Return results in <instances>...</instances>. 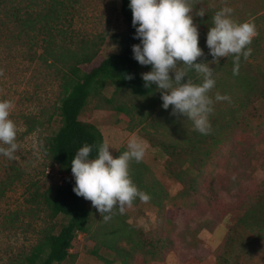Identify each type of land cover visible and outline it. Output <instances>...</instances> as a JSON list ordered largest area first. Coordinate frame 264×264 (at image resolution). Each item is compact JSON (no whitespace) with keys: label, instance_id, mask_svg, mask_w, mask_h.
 <instances>
[{"label":"rangeland","instance_id":"obj_1","mask_svg":"<svg viewBox=\"0 0 264 264\" xmlns=\"http://www.w3.org/2000/svg\"><path fill=\"white\" fill-rule=\"evenodd\" d=\"M55 1L61 10L59 21L53 24L55 42L76 53L96 46L95 58L81 66L83 71L89 72L103 59L120 51L119 36L126 31L119 12L120 0ZM191 3L193 22L199 31V47L204 52L196 63H209L216 80L209 93L214 101V112L209 117L213 129L229 119L227 112L236 92L231 90L232 80L222 65L223 58L217 64L211 63L213 57L206 43L210 29L201 25L199 20L203 18L197 13L203 9L205 16L212 18L227 6L233 9L235 21L255 23L259 33L255 38L258 45L252 49L255 51L249 61L252 70L264 72V0H191ZM52 4L54 0H10L0 5V71L3 72L0 75V100H10L15 105L10 119L18 127L19 144L13 159L0 154V180L13 168L23 173L22 179L0 200V264H7L11 255L28 254L38 231L47 223L46 206L28 203L30 190L27 185L37 182L42 192L62 180L55 166L46 167L48 162L40 151L42 136L59 126L56 111L59 81L54 64L45 61L46 35L40 27L43 22H35L33 29H28L17 19L18 16L24 19L30 13L33 17L45 14ZM151 70L143 69L141 74ZM170 75L174 79L175 74ZM187 78L196 84L202 83V77L194 69L188 71L183 82L186 83ZM217 93L227 95L230 101H215ZM161 96L156 84H152V92L146 96L107 84L101 96L90 98L82 110L79 121L91 123L99 129L112 155L121 148L128 150V141L133 137L144 142L146 153L142 162L167 191L168 198L163 200L159 209L141 200L126 207L123 214L116 207L107 221L91 201L85 199L90 210L89 230L76 236L70 257L61 264H121L115 247L128 248L129 243L122 236L138 232L167 236L171 244L159 259L151 260L137 252L129 259V264H264V230L239 226L229 230L236 222L230 211L257 190L264 179L260 162L253 161L248 169L243 170L237 167L238 159L225 154L216 156L206 166L201 184L207 183L208 186L213 179L211 185L216 189L218 201L208 205L203 199L197 202L179 199L176 195L180 186L165 174L164 158L157 153L152 141L187 142L198 131L187 117L172 115L174 106L165 110ZM117 106L125 110L124 121L118 120L122 115L115 110ZM27 115L36 117L45 125L50 124L51 129L26 133L23 117ZM51 117L52 120L48 121ZM259 129L264 131V125ZM249 135L253 136L254 132ZM259 140L258 137L255 142ZM226 161L229 164L224 167ZM235 176H238L237 186L233 180ZM55 221L59 223L61 218Z\"/></svg>","mask_w":264,"mask_h":264},{"label":"trees","instance_id":"obj_2","mask_svg":"<svg viewBox=\"0 0 264 264\" xmlns=\"http://www.w3.org/2000/svg\"><path fill=\"white\" fill-rule=\"evenodd\" d=\"M10 0H0V5ZM13 1V0H11ZM57 3L49 8L45 14L30 13L24 19L17 17L18 22L28 29H33L35 22H43L45 30V61H50L55 66L56 76L59 81V99L56 107L59 126L50 133L42 136L40 151L47 160L46 167H56L62 180L52 184L44 191H39L37 182H30L28 203H42L48 210L47 223L38 231L35 244L28 254L11 255L7 264H61L70 257L72 241L79 233L88 232L90 210L85 199L73 191L76 186L75 178L71 171V161L76 152L85 144L92 147L90 159L98 158L99 147L104 143L99 129L91 123L79 121V116L90 98L101 96L107 84L115 88H126L136 95L146 96L152 92V85L145 87L141 71L152 69V66H142L134 59L133 45L141 44L136 39V28L133 27V13L130 0H120V15L125 23L126 31L119 36L120 51L103 59L100 64L89 72L81 69L82 65L89 64L96 56V46H91L87 51L76 53L71 49L58 45L55 42L53 31L54 23L59 21ZM62 5L63 3L60 2ZM35 18V19H34ZM209 15L199 22L206 29L213 26ZM138 27V25H137ZM257 40L254 38L251 49L256 48ZM240 59L238 76L233 75L234 57L223 58V67L232 80L231 90L235 91L232 106L227 112L228 120L215 126L208 135L199 132L187 142L178 141H152L157 153L164 158V172L180 189L176 195L181 200L197 202L205 200L208 205L214 204L219 197L216 189L211 185L201 184L206 166L210 165L213 158L227 155L231 159H238L237 167L246 170L253 161L260 162L264 169V131L259 126L264 125V72L251 69L250 58ZM58 64V66L56 65ZM131 76L132 79L127 77ZM108 104L111 101L106 100ZM115 110L122 116L119 121H124L125 110L117 106ZM238 117V118H236ZM26 133L36 130H46L50 124L34 116H24ZM52 120V117L48 121ZM254 132V135L249 133ZM239 135V137H237ZM259 137V141L255 142ZM255 147H258L255 149ZM125 149H119L114 155L117 158ZM229 164L226 161L224 167ZM130 177L139 190L148 194L151 199L148 203L156 208H161L163 200L168 198L167 191L154 178L149 167L140 161L130 163ZM243 176L242 173H239ZM23 173L13 168L4 179L0 180V200L5 197L13 186L22 179ZM233 179L238 185V176ZM238 192H242L238 189ZM140 201L139 198L133 203ZM219 205V204H218ZM237 212V214L235 213ZM235 216V224L229 227L233 231L239 226L248 230H264V179L257 190L250 193L247 199H242L230 211ZM61 218L58 223L55 220ZM122 238L129 243V247H115V253L121 264H129L133 254L140 252L145 257L155 260L162 256V252L171 244L167 236L142 232L133 235H123ZM229 240V237H228ZM94 255L96 252L93 251ZM98 258V255H96Z\"/></svg>","mask_w":264,"mask_h":264},{"label":"clouds","instance_id":"obj_3","mask_svg":"<svg viewBox=\"0 0 264 264\" xmlns=\"http://www.w3.org/2000/svg\"><path fill=\"white\" fill-rule=\"evenodd\" d=\"M129 7L137 33L135 38L141 40V44L133 45L134 59L142 66H152L150 72L142 74L145 87L156 84L162 93L165 110L174 106L172 115L187 117L200 134H210L209 117L214 112V101L209 93L216 80L209 63H196L204 52L199 47V31L193 22L191 0H130ZM232 13L233 9L227 6L215 13L206 43L213 57L211 63L234 57L233 75L238 76L241 56L245 60L251 56L249 45L259 33L255 23L237 22ZM197 16L203 18L205 11L200 9ZM193 69L202 77L201 84L188 78L186 83L183 82L188 71ZM170 73L175 74L174 79ZM0 75H3L2 71ZM226 100L230 101L227 95L217 93L215 96V101ZM14 107L12 101L0 100V145L6 146H0V154L9 159H13L19 149L18 127L10 119ZM127 149L114 158L105 141L99 147L98 158L90 159L92 147L85 144L71 161L76 182L73 191L91 201L105 221L111 219L109 214L116 207L123 214L137 198L145 203L151 199L134 184L129 171L131 161L139 163L143 160L145 144L133 137L128 141Z\"/></svg>","mask_w":264,"mask_h":264}]
</instances>
